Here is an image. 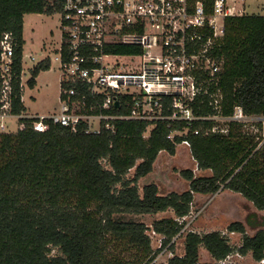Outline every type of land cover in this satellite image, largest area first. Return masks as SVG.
<instances>
[{
  "label": "trees",
  "instance_id": "obj_1",
  "mask_svg": "<svg viewBox=\"0 0 264 264\" xmlns=\"http://www.w3.org/2000/svg\"><path fill=\"white\" fill-rule=\"evenodd\" d=\"M197 1L211 11L213 0H190L193 4ZM63 3L0 0V40L6 31L15 35L17 74L22 68L25 15L62 12ZM224 30L211 50L222 67L210 92L221 91L223 116L233 115L236 106L248 115H264V15L246 12L226 16ZM108 50L136 52L126 45L110 46ZM62 51L64 61H68L65 40ZM50 68L49 58L38 62L31 69L28 86L34 88L41 71ZM69 87L70 83L62 82V89ZM22 94L17 83L15 112L26 110ZM210 100L209 94L197 98L192 104L197 115L215 113ZM125 101L121 99L120 106L105 111L129 113ZM86 103L85 111L100 112L98 107L89 109L95 105L92 97ZM166 113L172 110L166 109ZM49 123L43 132L27 128L0 134V264H152L156 253L148 233L151 227L137 216L172 209L175 216L152 224V230L163 236V245L167 246L183 226L176 217L189 215L195 194L229 189L264 210V142L262 136L246 130L244 123L228 121L224 132L213 131L215 120L188 124L184 120L124 119L115 121V132L103 129L99 133L86 132L85 122L77 131ZM151 124L153 128L146 136ZM259 126L262 128V123ZM185 128L187 132L169 137ZM197 129L198 134L194 132ZM184 140L190 142L198 168L212 174L198 176L187 168L182 170L190 181L187 190L164 194L148 180L141 192L139 183L154 170L160 153L174 155ZM246 224L257 232L245 234ZM228 229L245 234L238 248L219 231L189 232L185 254L172 256L168 264H221L200 262L202 247L216 260L235 251L243 255L251 252L256 261L264 259V214L251 211L246 223L235 221ZM117 244L121 247L115 253Z\"/></svg>",
  "mask_w": 264,
  "mask_h": 264
},
{
  "label": "built area",
  "instance_id": "obj_2",
  "mask_svg": "<svg viewBox=\"0 0 264 264\" xmlns=\"http://www.w3.org/2000/svg\"><path fill=\"white\" fill-rule=\"evenodd\" d=\"M262 9L264 15V1ZM60 14L63 37L57 59L65 75L61 82L71 84L62 89L60 111L15 112L16 84L23 93L31 77L25 78L24 50L20 75L17 74L18 41L6 31L0 40V134L27 128L43 132L48 130L49 121L72 131L85 122L86 132L99 133L103 129L115 132V121L124 119L184 120L188 124L215 120L217 113L199 116L194 111L192 104L202 94L210 95V104L225 120H258L264 124V115H248L241 106L235 107L233 115L223 116L221 91L210 92L222 67V62L211 54L214 41L225 32V17L238 15L229 0H213L210 12L203 2L193 4L190 0H64ZM209 30L212 32L207 34ZM64 40L68 61L63 59ZM115 45L132 46L136 52L120 54L108 50ZM29 57L35 58L32 54ZM89 96L95 100L89 109L98 107L99 113L85 111ZM121 99L126 100L129 113L105 111L120 106ZM166 109L172 113H166ZM217 130L227 132L228 128L214 125L213 131ZM187 131L185 128L182 132ZM194 132L198 134L199 130ZM172 134L169 137L173 138ZM182 143L191 146L188 140ZM189 215L176 217L183 224L176 237L185 230ZM232 257L231 253L216 261L228 264Z\"/></svg>",
  "mask_w": 264,
  "mask_h": 264
},
{
  "label": "rangeland",
  "instance_id": "obj_3",
  "mask_svg": "<svg viewBox=\"0 0 264 264\" xmlns=\"http://www.w3.org/2000/svg\"><path fill=\"white\" fill-rule=\"evenodd\" d=\"M264 0H237L236 2H244L248 12L262 14V3ZM232 6V5H231ZM245 9L238 10V15L244 13ZM26 27L24 36L26 38L24 47V69L25 78L32 76L31 69L46 56H55L57 50L62 44V28L60 26L61 14L40 13L34 16H26ZM220 22V20H218ZM34 54L35 58L31 59L30 54ZM65 78L62 69L58 68V64H52L49 70L41 71L37 77V84L34 88L26 87L24 91V103L27 110L38 114H50L60 105L61 80ZM60 111V110H59ZM215 121L218 128H228V120L220 117L219 112L215 110ZM245 124V129L252 133H257L264 137V124L260 128L258 120H250ZM153 128L151 124L145 135L148 136ZM176 133H184L182 131H174ZM172 134V135H173ZM141 162V160H138ZM156 169L150 178L155 182L162 193H170L172 191L183 192L189 188L190 181L186 179L182 170L190 168L195 175H210L211 170L199 169L197 161L194 158L189 146L180 143L174 155L167 152H161L156 159ZM135 168H133L129 176H133ZM149 180V181H150ZM140 190H143V183H139ZM257 211L264 214V210L257 209L253 202L247 200L242 194L229 190L221 189L215 194H195V201L192 206L191 214L185 223V230L178 237H174L170 245H163V236L152 230V224L155 220L175 216L172 209L155 214H144L137 216V219L144 221L151 227L149 234L152 240V246L156 253V257L152 264H168L169 258L174 255H184L186 252V238L189 232L206 233L219 231L224 234L229 243L238 248L245 234H255L258 229H253L246 224L247 231L245 234L240 232L229 231V225L235 221L246 223L249 212ZM176 238V239H175ZM121 246L117 244L113 251L118 253ZM55 253V252H54ZM233 257L228 264H264L262 261H256L252 253L237 255V251L233 252ZM216 259L211 256L209 251L202 247L200 251V262H215Z\"/></svg>",
  "mask_w": 264,
  "mask_h": 264
},
{
  "label": "crops",
  "instance_id": "obj_4",
  "mask_svg": "<svg viewBox=\"0 0 264 264\" xmlns=\"http://www.w3.org/2000/svg\"><path fill=\"white\" fill-rule=\"evenodd\" d=\"M237 0H229V3H230V5H234L235 6V10L236 11H238V10H242V9H245L244 11V13H246V12H248L247 11V9H246V7H245V3L243 2H236ZM249 13H251V12H249ZM38 14H40V13H32V14H26L25 15V24H24V29H25V27H26V24L28 23L27 21H26V16H34V15H38ZM241 14H243V13H241ZM60 26H61V21H60ZM63 35V32H62V34H61V36ZM23 36H24V32H23ZM63 37V36H62ZM24 39H25V41H26V38H25V36H24ZM25 45L26 44H24V47H25ZM58 52H59V49L57 50V53L55 54V56L54 57H52V56H50V55H48V56H50L49 57V59L51 60V66H52V64H58V68L59 69H61V67H60V62L58 61V59H57V55H58ZM32 54V53H31ZM32 55H34V54H32ZM48 56H46L43 60H45ZM61 93H60V100H61V94H62V82H61ZM26 87H29L28 86V84L26 83V85H25V87H24V90H23V99H24V91H25V89H26ZM23 102H24V100H23ZM61 102V101H60ZM25 104V103H24ZM26 106V105H25ZM61 106V105H60ZM60 106L56 109V110H54L53 112H51V114L52 113H54V112H58L59 110H60ZM26 110H27V108H26ZM27 111H30V110H27ZM30 112H32V111H30ZM35 113V112H34ZM155 169H156V162H155V164H154V170L148 175V177H146V179H141V181H142V183L144 184H146V181H148V180H150V178L152 177V175L154 174V171H155ZM151 181V180H150Z\"/></svg>",
  "mask_w": 264,
  "mask_h": 264
}]
</instances>
